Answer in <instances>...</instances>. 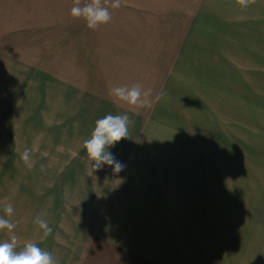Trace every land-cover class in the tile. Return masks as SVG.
Masks as SVG:
<instances>
[{
    "label": "rangeland",
    "instance_id": "obj_1",
    "mask_svg": "<svg viewBox=\"0 0 264 264\" xmlns=\"http://www.w3.org/2000/svg\"><path fill=\"white\" fill-rule=\"evenodd\" d=\"M72 6L0 0V189L19 229L58 260L80 235L207 202L237 229L226 233L233 264H263L264 0H121L96 30ZM137 83L150 108L109 95ZM109 113L132 121L109 149L118 174L94 170L82 147Z\"/></svg>",
    "mask_w": 264,
    "mask_h": 264
},
{
    "label": "crops",
    "instance_id": "obj_2",
    "mask_svg": "<svg viewBox=\"0 0 264 264\" xmlns=\"http://www.w3.org/2000/svg\"><path fill=\"white\" fill-rule=\"evenodd\" d=\"M236 1V0H228ZM258 1V0H256ZM261 1V0H259ZM0 189V216L3 207L11 203L14 214L6 217L16 224L14 233L0 231V241L11 235L18 237L20 245L34 242L29 224L19 229V219L11 199L4 202ZM189 217L128 219L122 221V232L109 229L107 233H87L77 237L74 249L58 256L59 264H233L229 256L231 241L226 237L227 207H212L211 203H193ZM30 229V230H29ZM113 231V232H112ZM234 247L236 245L234 243ZM236 250V249H234ZM232 255L233 250L230 251ZM54 256V255H53ZM256 256V255H255ZM238 264H242L239 256ZM253 262V258L251 259ZM255 264L258 263L255 257ZM264 264V263H263Z\"/></svg>",
    "mask_w": 264,
    "mask_h": 264
},
{
    "label": "clouds",
    "instance_id": "obj_3",
    "mask_svg": "<svg viewBox=\"0 0 264 264\" xmlns=\"http://www.w3.org/2000/svg\"><path fill=\"white\" fill-rule=\"evenodd\" d=\"M241 8H247L256 3V0H236ZM121 0H73L70 16L74 19H82L87 28L96 30L102 25L111 22V9H118ZM109 95L114 101L125 103L130 107H151L148 99L150 93L143 89L139 83L132 86H116L109 90ZM132 121L127 113L106 114L95 121V126L90 137L83 140L82 147L86 151L87 158L94 170H100L105 165L112 168L114 174L124 170L125 165L118 161L109 150L122 139L129 136V127ZM30 149H25L21 159L27 164L30 160ZM4 216H0V231L7 230L14 233L16 224L6 217L14 214L11 203L3 207ZM47 238L53 232L47 220L37 216L33 221ZM0 264H59L53 254L38 246L36 242L26 241L19 244L18 237L13 234L6 241H0Z\"/></svg>",
    "mask_w": 264,
    "mask_h": 264
}]
</instances>
